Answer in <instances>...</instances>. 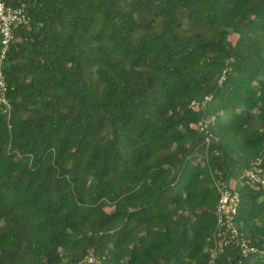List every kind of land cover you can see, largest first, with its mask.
Wrapping results in <instances>:
<instances>
[{
  "label": "trees",
  "instance_id": "1",
  "mask_svg": "<svg viewBox=\"0 0 264 264\" xmlns=\"http://www.w3.org/2000/svg\"><path fill=\"white\" fill-rule=\"evenodd\" d=\"M13 1L0 264H264V0Z\"/></svg>",
  "mask_w": 264,
  "mask_h": 264
},
{
  "label": "built area",
  "instance_id": "2",
  "mask_svg": "<svg viewBox=\"0 0 264 264\" xmlns=\"http://www.w3.org/2000/svg\"><path fill=\"white\" fill-rule=\"evenodd\" d=\"M29 21L30 16L24 2L0 0V106L6 112L10 109V104L7 100L8 88L3 72L4 61L16 29L20 26H27ZM243 177L249 185L264 188V175L258 166L245 170ZM217 191L219 197L215 208L216 229L209 264H214L215 255L226 246L236 245L243 254L251 250L236 223L239 206L238 193L221 182L217 184ZM84 261L93 264L95 259L92 255H88Z\"/></svg>",
  "mask_w": 264,
  "mask_h": 264
},
{
  "label": "rangeland",
  "instance_id": "3",
  "mask_svg": "<svg viewBox=\"0 0 264 264\" xmlns=\"http://www.w3.org/2000/svg\"><path fill=\"white\" fill-rule=\"evenodd\" d=\"M233 38H234V37H233ZM107 210H108V211H110V210H111V208H107Z\"/></svg>",
  "mask_w": 264,
  "mask_h": 264
}]
</instances>
